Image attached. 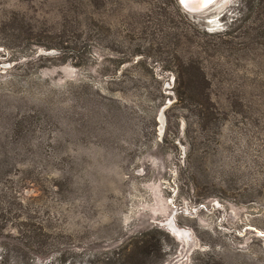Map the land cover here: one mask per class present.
Wrapping results in <instances>:
<instances>
[{"label":"rangeland","instance_id":"1","mask_svg":"<svg viewBox=\"0 0 264 264\" xmlns=\"http://www.w3.org/2000/svg\"><path fill=\"white\" fill-rule=\"evenodd\" d=\"M60 259L264 264V0H0V262Z\"/></svg>","mask_w":264,"mask_h":264},{"label":"water","instance_id":"2","mask_svg":"<svg viewBox=\"0 0 264 264\" xmlns=\"http://www.w3.org/2000/svg\"><path fill=\"white\" fill-rule=\"evenodd\" d=\"M181 7L189 13H200L209 9L217 0H178ZM161 126L164 124L162 114L159 117Z\"/></svg>","mask_w":264,"mask_h":264},{"label":"trees","instance_id":"3","mask_svg":"<svg viewBox=\"0 0 264 264\" xmlns=\"http://www.w3.org/2000/svg\"><path fill=\"white\" fill-rule=\"evenodd\" d=\"M51 263H53V262H51ZM55 263L56 262H54V264ZM0 264H9V263H8V261H3V262H0ZM26 264H30V263H26ZM57 264H74V263L60 259Z\"/></svg>","mask_w":264,"mask_h":264},{"label":"bare ground","instance_id":"4","mask_svg":"<svg viewBox=\"0 0 264 264\" xmlns=\"http://www.w3.org/2000/svg\"><path fill=\"white\" fill-rule=\"evenodd\" d=\"M217 1H218V0H217ZM217 1H216V2H217ZM216 2H215V3H216ZM213 5H214V4H213ZM213 5H212V6H213ZM176 232H177V234H181V233H182V231H180V230H178V231H176Z\"/></svg>","mask_w":264,"mask_h":264}]
</instances>
